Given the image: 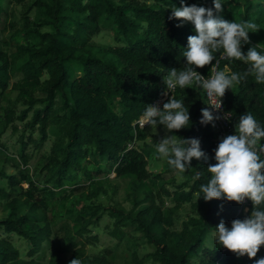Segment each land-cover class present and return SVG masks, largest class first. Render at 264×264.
Instances as JSON below:
<instances>
[{
	"label": "trees",
	"instance_id": "1",
	"mask_svg": "<svg viewBox=\"0 0 264 264\" xmlns=\"http://www.w3.org/2000/svg\"><path fill=\"white\" fill-rule=\"evenodd\" d=\"M12 1L0 2V33L13 30L9 41H0L13 48L0 47V154L4 151L1 137L9 129L19 132L21 162L15 174L0 169V201L7 214L0 219V264H69L74 258L81 264H116L110 248L93 255L86 251L97 241L92 228H98L105 216L110 222L104 229L111 237L123 240L133 230L154 244L155 251L148 257L131 253L129 264H254L264 257V248L249 259L237 257L216 239L212 247L204 243L221 220L231 227L232 220L250 215L253 205L250 201L248 211L239 212L241 204L235 202L194 198L210 178L206 167L215 163L217 147L212 124H200L206 96L195 83L183 89L177 86L174 98L189 110L190 121L173 134L198 138L210 159L207 163L193 159L184 173L188 179L174 193L163 186L155 193L145 190L152 176L150 145L146 149L138 144H146L149 125L143 128L136 122L165 91L163 77L169 69L186 67L187 37L196 34L190 22L170 20L171 9L183 2L215 12L213 0H34L22 15L21 27L10 19L5 6ZM221 3L219 15L225 20L258 25L259 31L248 34L250 43L242 44V51L258 45L257 51L264 54V1ZM101 33H111L115 45L103 49L92 44L91 39ZM222 52H213L216 60L195 70L203 76H211L214 66L217 71L241 74L247 70L246 63L223 57ZM9 89L18 91L15 100L7 96ZM222 99L234 131L245 112L264 126V83H256L254 76L226 90ZM20 101L26 106L21 111L16 109ZM50 138L49 153L32 173L22 168L31 162L28 148H41ZM111 172L131 181L134 205L129 211L98 202L108 190L101 179ZM197 173L201 178L194 181ZM24 182L27 188L21 185ZM41 196L58 204L55 221L41 204ZM166 197L174 204L167 206ZM185 203L199 214H191L178 231L174 214ZM13 235L24 239L26 246H18ZM47 242L51 249L43 263L38 258Z\"/></svg>",
	"mask_w": 264,
	"mask_h": 264
},
{
	"label": "clouds",
	"instance_id": "2",
	"mask_svg": "<svg viewBox=\"0 0 264 264\" xmlns=\"http://www.w3.org/2000/svg\"><path fill=\"white\" fill-rule=\"evenodd\" d=\"M213 5L215 12L210 7L188 6L183 2L180 7H172L169 19L190 22L196 34L187 37V49L183 53L186 67L180 71L177 68L169 69L163 83L169 90L177 85L183 89L195 83L206 91L208 97L219 98V107L212 108L220 109L226 90L239 85L249 75L254 76L256 83H264V54L257 51L258 45L248 48L246 53L242 51V44L250 43L248 34L259 31L255 22L225 20L219 15L223 12L221 0H213ZM221 49L223 57L243 61L248 65L247 70L241 74L213 69V74L208 78L195 70L212 64L216 60L213 52ZM163 95H167V92ZM227 114L214 116L208 108H202L200 124L211 123L215 127V121L226 119ZM189 121V110L182 101L172 96L163 103L162 108L158 104L147 105L139 119V126L162 125L167 133H174L187 128ZM261 141H264V126L250 112L240 115L234 134L220 138L214 149L215 163L206 167L210 178L200 185L196 193L198 199L202 196L206 202L213 199L237 204H243L246 199L251 201L253 208L250 215L232 220L231 227L221 220L215 228L218 244L237 257L246 255L249 259L255 258L261 246H264V143ZM155 150L158 158H166L180 180L184 178L182 174L191 168L193 159H203L206 163L210 159L201 150L198 138H177L175 134L162 137L155 143ZM200 178L197 173L193 179ZM69 264H81V261L74 258ZM254 264H264V257L255 259Z\"/></svg>",
	"mask_w": 264,
	"mask_h": 264
},
{
	"label": "rangeland",
	"instance_id": "3",
	"mask_svg": "<svg viewBox=\"0 0 264 264\" xmlns=\"http://www.w3.org/2000/svg\"><path fill=\"white\" fill-rule=\"evenodd\" d=\"M34 0H22L20 2H17L16 0H13L12 2H7L5 4L6 7H8V14L10 16V19H12L15 23H17L18 27H21L23 25V18L22 15L28 10V8L31 6ZM264 1V0H263ZM2 2V0H0ZM263 8V7H262ZM2 26L3 23H2ZM13 33V30H9L5 33H0V41L10 40L11 35ZM91 43L96 45L97 48H108L109 44L110 46H114L115 42L113 39V36L111 33H101L91 39ZM0 47L6 48L7 50L11 51L13 48L9 45H5L0 43ZM100 55V53H98ZM16 79L15 77L13 80ZM7 96L15 100L18 96V91H15L13 89H9L7 91ZM6 103V102H5ZM17 110L21 111L26 109V106L23 104V102L17 103ZM33 116V112L31 111L29 114V118L31 119ZM23 125L22 122H20V126ZM146 131V144L139 143V148H143V146L147 149V146L150 145L149 148V154H148V162H149V170L152 173V176L146 180L145 182V190H147L149 193H155L158 190H160V186H163L164 188H167L170 190V192H175L178 190V185L185 182L188 178L183 173V180H180L178 178L177 172L172 171L170 172V167L167 163L166 158H158V154L155 150V143L158 142L162 137L167 135H173V133H167L165 128H159L158 126H148L145 129ZM20 133L19 132H13L11 129H9L3 137H1L3 146H1L4 151L1 153V159H0V169L4 170L5 172L9 174H15L17 173V163L21 162V143L19 142ZM28 137V135H27ZM36 137H39V133L36 134ZM53 143V138H50L44 146L41 148H36L35 145H32L28 148V152L31 153V162L27 166H22V168L29 169L30 173H32L34 169V165L38 163L39 159L43 156L49 153L51 146ZM1 145V144H0ZM116 174L114 172H111L108 174V177L102 178L101 180L106 181L103 185L104 187L108 188L106 193H103V195L100 196L98 202H102L104 206H119L127 211L131 210V208L134 205L133 200V189L131 188V181L130 179H123L115 176ZM155 175H159V177H155ZM3 184V183H0ZM23 187L27 188L28 183L24 182L21 184ZM140 198L144 199L145 195L140 194ZM194 198L197 199V195H194ZM39 200L41 201V204L46 208L50 216H52V220L55 221V217L59 213V207L58 204L52 199L40 197ZM165 204L167 206H171L174 204L172 198H165ZM77 202L75 201L72 206H76ZM70 206V204H69ZM68 208L66 211H69ZM63 213V211H60ZM191 214H199L197 212H193L191 203H185L182 205V207L177 210L174 214L175 218V224L174 229L181 230L182 224L184 220H186ZM7 214L4 208V204L0 201V219L6 218ZM65 216L64 214L62 215ZM63 217H57L59 221L63 220ZM58 221V220H57ZM110 222V218L108 216H105L98 228H92V235H96L97 241L96 244L88 245L86 248L87 253L93 255L98 253L100 250L110 248L114 254L115 257L113 258L114 262L116 264H129L131 261V253L137 252L140 256H150L155 251L154 244L150 243L140 232L137 231H131L129 232V236L124 238L123 240H118L117 238L111 237L105 228V225ZM74 223L72 224L73 227ZM60 224L56 226L58 228ZM135 225L129 226L130 229L134 228ZM29 227V226H28ZM73 229V228H71ZM74 230V229H73ZM11 239L16 242L18 246L25 247L26 241L22 238H19L15 235L10 236ZM216 239L215 231H209L207 234V237L205 239V245L212 247L214 244V241ZM261 248H264V246H261ZM50 243L47 242L44 245V248L41 252V256L38 258L41 262L46 263L49 259V252H50ZM69 256V255H67ZM255 259V258H254Z\"/></svg>",
	"mask_w": 264,
	"mask_h": 264
},
{
	"label": "built area",
	"instance_id": "4",
	"mask_svg": "<svg viewBox=\"0 0 264 264\" xmlns=\"http://www.w3.org/2000/svg\"><path fill=\"white\" fill-rule=\"evenodd\" d=\"M213 69H215V71H217V66H214ZM204 77L208 78L210 76H204ZM177 86H175L171 90H169L167 88V86H166V89H165L164 92H167V95H163L162 94L152 104H158L160 107H162L164 102H167L172 96L174 98ZM205 96H206L205 108H208L210 111H212L214 116L215 115L224 116L225 114L228 113L226 115V119L222 118V119H219V120L215 121L213 141H214L215 145H218V143L220 142V138L221 137L227 136L229 134H234L233 125H232V121H231V116L232 115L226 109V105H225V103H224L222 98H221L222 107L220 109H213L212 107H219V98H210V97H208L206 91H205ZM136 123L139 125V120ZM146 126H148V125H145L144 127H146ZM249 203H250V200L246 199L245 202L243 204H241V206H240L238 211L239 212H245V209L248 210L249 209Z\"/></svg>",
	"mask_w": 264,
	"mask_h": 264
}]
</instances>
